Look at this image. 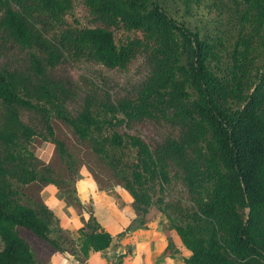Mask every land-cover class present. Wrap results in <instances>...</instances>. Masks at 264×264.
<instances>
[{"label": "trees", "instance_id": "16d2710c", "mask_svg": "<svg viewBox=\"0 0 264 264\" xmlns=\"http://www.w3.org/2000/svg\"><path fill=\"white\" fill-rule=\"evenodd\" d=\"M79 5L93 16L91 26L78 18ZM118 31L137 38L119 44ZM0 35L29 53L21 69H0V264L38 263L20 228L77 260L113 243L92 217L79 229L78 245L59 219L53 228L56 214L47 205L36 210L17 198L12 182L24 187L40 178L30 151L36 139L55 143L70 169L75 164L56 139L55 118L80 140L90 141L116 176L125 146L134 150V184L123 177L120 186L136 216L121 236L148 225L152 201L142 189L145 178L158 181L161 194L165 184L180 179L194 211L184 225L168 218L191 253L185 264H264V62L256 90L242 108L230 112L221 102L224 83L210 68L215 45L173 19L157 0H0ZM138 61L149 76L137 96L114 104L108 93L101 100L91 95L82 99L77 113L70 111L81 98L76 84L61 73L68 64L128 74ZM161 102L177 110L176 137L151 145L135 135L114 133L113 151L94 140L98 129L114 128L112 121L95 115L96 106L112 118L124 115L122 125L130 129L152 118ZM23 113L30 115L29 122ZM157 203L163 205V199ZM54 230L59 240L51 238Z\"/></svg>", "mask_w": 264, "mask_h": 264}, {"label": "rangeland", "instance_id": "374dc122", "mask_svg": "<svg viewBox=\"0 0 264 264\" xmlns=\"http://www.w3.org/2000/svg\"><path fill=\"white\" fill-rule=\"evenodd\" d=\"M157 1L173 19L211 39L215 51L210 60V68L224 83L221 102L230 112L242 108L258 86V73L264 62V6L260 0ZM76 11L83 25L91 26L95 23L93 16L82 5H79ZM116 37L119 44H126L137 38L126 31H118ZM28 57V52L0 35V69H21ZM61 73L64 78L76 84L81 98L69 107L73 114L79 111L82 99L91 95L101 100L104 98L102 94L108 93L114 104L133 98L149 76V70L142 61H138L128 74H110L98 65L84 63L68 64ZM94 113L98 118L107 119L114 124V128L102 127L94 135V140L108 151H113L110 140L114 133L135 135L151 145H159L168 136L176 137L179 134L175 124L179 119L177 110L168 102L159 103L152 118L136 122L130 129L122 125L124 115L109 117L99 106L95 107ZM30 118V115L23 113L26 122H29ZM53 125L56 139L65 144L75 159V164L70 169L61 158L55 143L36 139L30 146V151L35 157L40 178L38 182L24 187L12 182L17 198L22 204L36 210L40 209V205H47L54 212L60 210L63 212L62 216L67 215L72 221L68 222L69 226L73 223L83 228L90 223L92 217L102 226L105 218L103 215L106 214L104 208H108L107 205L118 204L123 197L131 201L120 183H125L123 177H127L129 183L134 184L132 176L134 165L137 164L135 152L129 145L125 146L124 157L116 176L108 164L93 152L90 141L80 140L57 118L53 120ZM142 189L145 193L148 192L152 201L148 224L158 218L165 231L176 235L168 216H172L174 224L184 225L194 211L183 183L180 179H174L170 185H164V192L161 194L158 181L153 182L145 178ZM160 197L163 199V205L157 203ZM50 198L53 200L50 201ZM109 198H115V202ZM46 199H49V202ZM97 208L103 210L99 211L101 213L98 216ZM162 209L165 212H161ZM57 219V216L52 219L54 229L57 227ZM59 225L61 226V221ZM19 231L21 237L33 249L37 264H49L57 252L30 231L22 228ZM85 231L90 232V229ZM77 233L81 237V233ZM121 234L117 237L118 241L125 238V235ZM59 237L60 233L54 230L51 238L59 240ZM78 241L82 240L79 238ZM124 241L133 242L131 238ZM59 242L61 243V240ZM171 242L173 243L172 240ZM82 263L85 264V261Z\"/></svg>", "mask_w": 264, "mask_h": 264}, {"label": "crops", "instance_id": "0c3cea01", "mask_svg": "<svg viewBox=\"0 0 264 264\" xmlns=\"http://www.w3.org/2000/svg\"><path fill=\"white\" fill-rule=\"evenodd\" d=\"M50 199V201L53 200ZM109 200L115 202V198H109ZM107 206L111 210L104 208L106 214L103 215L105 218L103 217L101 224L102 228L113 236L111 247L103 252L90 253L87 259L80 257V260L68 252H57L49 264H81L83 261L85 264H185V259L191 256L176 231L174 230L176 235L171 231H165L160 226L158 218L151 221L145 228L128 233L122 241H118V236L125 232L135 218V212L127 197L120 199L118 204L110 203ZM99 211L103 210L97 208V216L101 213ZM55 212L61 221L62 229L77 240L79 245L80 236L77 231L81 228L73 223L69 226L68 222L71 221L69 217L62 216L63 212L60 210ZM126 238H131L133 242L124 241Z\"/></svg>", "mask_w": 264, "mask_h": 264}]
</instances>
